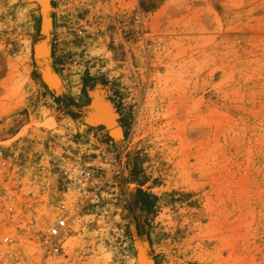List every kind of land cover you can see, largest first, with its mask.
I'll return each mask as SVG.
<instances>
[{"label": "rangeland", "instance_id": "rangeland-1", "mask_svg": "<svg viewBox=\"0 0 264 264\" xmlns=\"http://www.w3.org/2000/svg\"><path fill=\"white\" fill-rule=\"evenodd\" d=\"M63 212L49 264H264V0H0V264Z\"/></svg>", "mask_w": 264, "mask_h": 264}, {"label": "built area", "instance_id": "built-area-1", "mask_svg": "<svg viewBox=\"0 0 264 264\" xmlns=\"http://www.w3.org/2000/svg\"><path fill=\"white\" fill-rule=\"evenodd\" d=\"M78 175L80 176V179L82 180H90L96 178V176H100V171L98 169L93 168H86L81 170ZM76 186H80V182H76ZM11 198H6V205L7 209L4 210L3 214L6 218L13 217L14 213L12 211V207L10 205ZM5 218V220H6ZM8 220V219H7ZM8 222V221H7ZM8 223L7 225H9ZM67 217L65 216V212L60 214L58 218L55 220V222L49 226L46 227L44 231L40 233V238L38 240L39 247H40V256L39 258L32 264H49L47 263L48 258H50V255L57 254L58 252L62 251V244L60 242V237L66 232L67 229ZM12 237L8 235H3V237L0 240V244H11ZM0 254L2 255H8L11 257L10 260H18V261H24L26 258L24 256H16L14 253L10 252L7 254L5 250H0ZM15 255V256H13Z\"/></svg>", "mask_w": 264, "mask_h": 264}, {"label": "bare ground", "instance_id": "bare-ground-1", "mask_svg": "<svg viewBox=\"0 0 264 264\" xmlns=\"http://www.w3.org/2000/svg\"><path fill=\"white\" fill-rule=\"evenodd\" d=\"M38 1H39V3H41V6L42 5L46 6L48 0H38ZM50 24H51V18L48 17V16H45L44 19H43V26L44 27H48V26H50ZM37 51H38V54H42V56L46 55L47 54V46L40 44L37 47ZM46 73H48V75H46V77L50 80V82L52 84H55V85L57 84L58 85L57 75L55 73L51 72V71H48V70L46 71ZM92 93H94V92H92ZM95 95L97 96L98 94L95 93ZM99 99H100V97H99ZM100 101H102V100H100ZM95 106H96V112H97L96 114L97 115L95 113L94 114L96 116H98V117H103L106 120V124H105L106 128L111 129V131L114 132L115 134L118 133V128L119 127L115 126L114 116H113V113H112V111L110 109L109 104H107L105 102L96 101ZM88 119H89V116H88Z\"/></svg>", "mask_w": 264, "mask_h": 264}, {"label": "water", "instance_id": "water-1", "mask_svg": "<svg viewBox=\"0 0 264 264\" xmlns=\"http://www.w3.org/2000/svg\"><path fill=\"white\" fill-rule=\"evenodd\" d=\"M36 45H39V42H38ZM36 45L34 46V55H35V56H37V55H36V52H37V51H36ZM37 58H38L39 61L41 62L43 68L47 66V62L45 61V59H44V60H41L38 56H37ZM40 73H41V77H42L43 81L47 84V86H48L49 88H51V89H53V90H57V89L59 88V85L57 86V84H56V85H55V84H52V83L50 82V80L44 75L42 68H41Z\"/></svg>", "mask_w": 264, "mask_h": 264}]
</instances>
